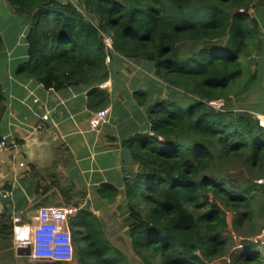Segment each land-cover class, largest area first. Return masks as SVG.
<instances>
[{
    "label": "trees",
    "instance_id": "1",
    "mask_svg": "<svg viewBox=\"0 0 264 264\" xmlns=\"http://www.w3.org/2000/svg\"><path fill=\"white\" fill-rule=\"evenodd\" d=\"M9 2L32 17L21 78L55 89L91 86L89 104L99 111L109 104L100 85L114 64L124 59L147 69L133 93L149 125L129 144L138 172L123 189L109 182L98 189L110 203L124 196L125 232L142 264H216L231 231L242 246L234 264H264L257 246L264 227L246 230L264 218V126L251 112L231 110L250 89L248 58L263 35L254 9L264 0H84L97 23L68 0ZM167 88L172 93L163 98ZM236 165L247 180L234 186L228 170ZM12 216L0 215L6 249L13 246ZM69 227L77 264H132L90 209L79 208Z\"/></svg>",
    "mask_w": 264,
    "mask_h": 264
},
{
    "label": "crops",
    "instance_id": "2",
    "mask_svg": "<svg viewBox=\"0 0 264 264\" xmlns=\"http://www.w3.org/2000/svg\"><path fill=\"white\" fill-rule=\"evenodd\" d=\"M31 18L18 13L9 0H0V135L9 140L8 148L0 152V215L28 222L43 206L108 209L115 202L99 195L100 185L109 182L123 189L125 179L139 169L129 144L148 130V112L133 93L143 87L145 81L138 78L148 71L142 63L119 57L123 62L114 65L100 85L109 95V121L94 129L91 119L97 111L89 104L93 87L47 88L17 75L18 65L28 59ZM261 18L263 35L248 58L250 89L233 99L231 110L264 117ZM119 199L124 196L120 194L116 202ZM25 257L19 262L35 263Z\"/></svg>",
    "mask_w": 264,
    "mask_h": 264
},
{
    "label": "built area",
    "instance_id": "3",
    "mask_svg": "<svg viewBox=\"0 0 264 264\" xmlns=\"http://www.w3.org/2000/svg\"><path fill=\"white\" fill-rule=\"evenodd\" d=\"M103 37L107 47L112 48V37L104 33ZM109 114V108L97 111L91 119V126L94 129L100 128L109 121ZM254 117L264 126L263 116L254 114ZM8 146L7 136L0 135V152ZM77 211L78 208L72 206H43L33 215L30 223H24L20 216L13 215L14 248L17 251L29 247L30 258L33 260L61 263L73 261L74 244L69 221Z\"/></svg>",
    "mask_w": 264,
    "mask_h": 264
},
{
    "label": "rangeland",
    "instance_id": "4",
    "mask_svg": "<svg viewBox=\"0 0 264 264\" xmlns=\"http://www.w3.org/2000/svg\"><path fill=\"white\" fill-rule=\"evenodd\" d=\"M72 1L75 3L77 8H79V10L88 18V20L92 19V21H94L93 18L86 11V6L83 3L84 0H72ZM256 3H259V2L256 1ZM254 15L256 16V18L258 17L257 20H259V23H260V21L262 20L261 17L264 16V5H262V4L258 5L254 9ZM94 23H97V22L94 21ZM260 26H261V23H260ZM110 61L111 60L108 58V62H110ZM114 65L116 67V64H114ZM136 70L138 71L137 68H136ZM171 90L172 89H170V88L165 89V91L162 93V97L163 98L169 97L170 94L172 93ZM173 90H176V89H173ZM176 94H177L176 95L177 98L189 100L190 96L189 97L185 96L187 94H184V92H182L181 90H177ZM136 164H138V163H136ZM228 171L230 172V176L228 177V180L230 181V184H233L234 186L239 185L241 183V181L247 180V178H245V176H244V173H243L241 166H237V165L235 167L231 166V167H229ZM135 174H133L132 177ZM262 182H264V180H258L259 184ZM120 200H123V199H119V201L115 202L108 209H104L103 207L99 206V207H101L100 210L98 209V210L94 211V214H96L98 216V218L100 219V221L102 222L106 237L110 241L112 246L121 250L128 257L129 261L132 264H142L141 258L135 254V250L131 244V242H132L131 238L125 232V226H126L125 225V222H126L125 217L128 214L126 213L125 208H122V203L120 202ZM259 203H261V200L259 201ZM76 206L77 205L74 204L72 207H76ZM82 208H86V207H82ZM31 220H32V218H31ZM31 220L28 222H24V223H30ZM231 220H232V216H231V214H229V221L231 222ZM263 227H264V218L257 217L256 221L254 223V227L247 226L246 230L251 232L253 230V228L258 230V229L263 228ZM229 236H230L231 246H229V249L222 256L218 257L215 260L216 264H234L235 256L240 255L239 250L242 248V246H238V243L240 240V239H238L239 237L235 234L234 231H231ZM259 236H262V238L264 239V230H262L260 232V234L257 235V237H259ZM248 239H250V237H248ZM73 244H74V242H73ZM257 246H258L259 250L264 254V240L262 241V243L260 245L257 244ZM75 251H76V253H75ZM12 252H14L15 257L13 256ZM19 257H22V256H17V252H16V249L14 248V245L12 246L11 249H6V248H3L2 246L0 247V264H38V263H40L38 260L32 261L35 263H31V262L20 263L19 259H18ZM25 258H29L30 261L32 260L30 258V255L26 256ZM77 262H78L77 247L75 244V246H74V260L69 262V263H65V264H77Z\"/></svg>",
    "mask_w": 264,
    "mask_h": 264
},
{
    "label": "water",
    "instance_id": "5",
    "mask_svg": "<svg viewBox=\"0 0 264 264\" xmlns=\"http://www.w3.org/2000/svg\"><path fill=\"white\" fill-rule=\"evenodd\" d=\"M28 144V142H27ZM26 146H25V150H26ZM17 255L18 256H29L30 255V248L26 247V248H19L17 251Z\"/></svg>",
    "mask_w": 264,
    "mask_h": 264
}]
</instances>
